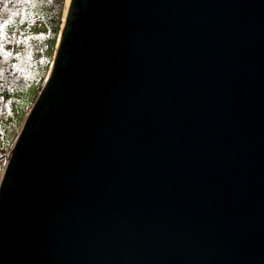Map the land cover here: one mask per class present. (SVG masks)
<instances>
[{"label":"water","instance_id":"95a60500","mask_svg":"<svg viewBox=\"0 0 264 264\" xmlns=\"http://www.w3.org/2000/svg\"><path fill=\"white\" fill-rule=\"evenodd\" d=\"M3 159L0 264H264V0H69Z\"/></svg>","mask_w":264,"mask_h":264},{"label":"rangeland","instance_id":"374dc122","mask_svg":"<svg viewBox=\"0 0 264 264\" xmlns=\"http://www.w3.org/2000/svg\"><path fill=\"white\" fill-rule=\"evenodd\" d=\"M8 29L17 30L12 32ZM5 31L2 40L4 49L24 54L28 66L26 69L28 82L25 89L11 99L7 112L0 116V176L5 162L3 155L13 146L25 117L44 83L50 65L47 69L46 63L48 61L51 63L57 41L56 38L51 49L52 44L45 35L46 31L40 19L29 24L28 21L24 22L19 18L11 23V26H7Z\"/></svg>","mask_w":264,"mask_h":264},{"label":"trees","instance_id":"16d2710c","mask_svg":"<svg viewBox=\"0 0 264 264\" xmlns=\"http://www.w3.org/2000/svg\"><path fill=\"white\" fill-rule=\"evenodd\" d=\"M63 7L64 0H0V116L7 112L11 99L22 92L28 82L24 54L4 49L2 40L7 26L19 18L29 24L40 19L53 49ZM8 30L13 32L17 29ZM49 64L50 61L46 63L47 69Z\"/></svg>","mask_w":264,"mask_h":264},{"label":"bare ground","instance_id":"6f19581e","mask_svg":"<svg viewBox=\"0 0 264 264\" xmlns=\"http://www.w3.org/2000/svg\"><path fill=\"white\" fill-rule=\"evenodd\" d=\"M68 2H69V0H64V7H63V11H62V19L64 18V14H65V10H66V7L68 5Z\"/></svg>","mask_w":264,"mask_h":264}]
</instances>
